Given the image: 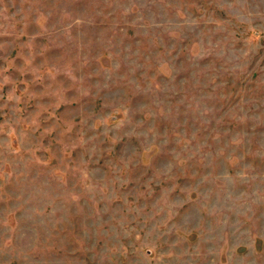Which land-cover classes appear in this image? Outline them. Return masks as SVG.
Masks as SVG:
<instances>
[{"label": "rangeland", "instance_id": "374dc122", "mask_svg": "<svg viewBox=\"0 0 264 264\" xmlns=\"http://www.w3.org/2000/svg\"><path fill=\"white\" fill-rule=\"evenodd\" d=\"M0 264H264V0H0Z\"/></svg>", "mask_w": 264, "mask_h": 264}]
</instances>
